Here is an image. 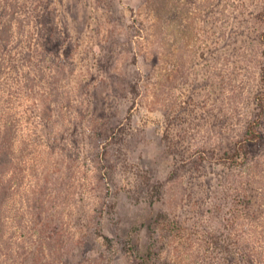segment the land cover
Returning <instances> with one entry per match:
<instances>
[{
	"label": "rangeland",
	"instance_id": "374dc122",
	"mask_svg": "<svg viewBox=\"0 0 264 264\" xmlns=\"http://www.w3.org/2000/svg\"><path fill=\"white\" fill-rule=\"evenodd\" d=\"M46 1L62 36L46 50L14 45L35 98L48 97V112L24 100V127L65 156L76 184L62 185L61 238L50 240L64 251L25 264H145L153 251L150 264L186 252L192 264H241L226 250L241 164L225 159L256 108L263 0ZM208 235L219 245L198 255Z\"/></svg>",
	"mask_w": 264,
	"mask_h": 264
},
{
	"label": "trees",
	"instance_id": "16d2710c",
	"mask_svg": "<svg viewBox=\"0 0 264 264\" xmlns=\"http://www.w3.org/2000/svg\"><path fill=\"white\" fill-rule=\"evenodd\" d=\"M261 3V11L254 18L262 45L259 87L256 94L253 90L256 108L247 114L241 145L225 159L241 164V217L233 214L229 220L226 246L229 257L235 254L234 249L239 252L241 264H264V0ZM48 7L46 0H0V264H25L27 256L39 251H48L54 259L64 251L65 240L60 244L55 238V244L50 240L61 238L65 205L62 185L71 194L76 180L70 175L65 156L56 153L52 145L41 148L30 128L24 127L33 118L22 110L24 100L30 99L35 107L42 100V107L48 112V97L35 98L37 87L31 73H21L14 47L37 43L46 50V44L58 41L62 33L51 29L48 13L52 9L47 12ZM25 47L24 52H32L31 45ZM32 57L26 58L27 64L32 63ZM234 211L236 214L238 209ZM33 238L34 246L30 244ZM214 241L209 235L198 239L195 251L208 255L210 247L219 245ZM193 249L194 246L188 248L192 252ZM147 254L145 264H150L154 251ZM184 254L180 264H192L188 252Z\"/></svg>",
	"mask_w": 264,
	"mask_h": 264
}]
</instances>
